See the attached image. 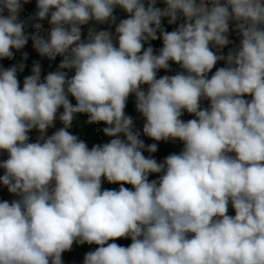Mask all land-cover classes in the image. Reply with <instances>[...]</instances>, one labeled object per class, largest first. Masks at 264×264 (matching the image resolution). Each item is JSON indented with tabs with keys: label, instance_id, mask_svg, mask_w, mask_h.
Returning a JSON list of instances; mask_svg holds the SVG:
<instances>
[{
	"label": "clouds",
	"instance_id": "1",
	"mask_svg": "<svg viewBox=\"0 0 264 264\" xmlns=\"http://www.w3.org/2000/svg\"><path fill=\"white\" fill-rule=\"evenodd\" d=\"M159 3L36 0L37 19L52 27L47 39L32 35L33 47L62 57L61 71L41 81L35 64L21 88L15 66L0 69V151L8 154L0 184L18 197L0 202V264H62L74 243L97 246L83 264H264V0ZM21 4L0 0V59L27 43ZM116 8L127 14L118 24ZM164 18L183 22L165 31ZM90 21L115 24V42L109 30L82 39ZM230 22L239 48L217 55L213 47L230 43ZM157 39L158 54L144 47ZM170 61L183 72L158 78ZM219 61L226 66L213 73ZM133 94L143 134L180 141L179 154L162 163L143 154L125 114ZM61 108L64 127L46 136ZM185 112L193 118L181 119ZM78 113L104 123L110 142L89 149L71 134ZM105 180L119 189H103Z\"/></svg>",
	"mask_w": 264,
	"mask_h": 264
},
{
	"label": "built area",
	"instance_id": "2",
	"mask_svg": "<svg viewBox=\"0 0 264 264\" xmlns=\"http://www.w3.org/2000/svg\"><path fill=\"white\" fill-rule=\"evenodd\" d=\"M158 5L164 7L162 3H159V0H158ZM37 11L38 9L36 6V0H29L28 3H23V0H22L21 10L18 14V20L24 24V32H25V35L28 36V40L23 48H21L20 50L12 49V52L19 51L22 53H31V54L40 55L38 51L33 47V41L31 37L32 35L37 34L47 39L52 26L49 23V19L38 20L36 17ZM36 24L41 25L39 30L36 29L35 27ZM227 35H228V39L230 40V43L226 47L224 48L213 47L212 48V50L217 55L227 56V54L230 51L238 50L241 36L239 35L237 31H235L234 22H230L229 33ZM47 59L51 61L52 69L48 73L41 74V81H43L44 78L49 73L61 71V69H59V64L62 60V57L57 56L54 60H51L49 58ZM5 63H6V58L0 59V69H4ZM219 63L221 67L226 66L224 61H219ZM63 71L67 72V75L69 78L74 74V71H69V70H63ZM27 76L28 75L26 74H22V76L18 79L21 88L23 87V81L25 77ZM161 76H164V75H161ZM68 98L71 101V103L75 105L76 103L75 99L71 96H69ZM245 98L250 99V97H245ZM208 106H209V102L207 100L201 101V108H207ZM62 111L63 109L61 108L57 114V118L55 120L54 126L47 130L46 136H50L54 134V132H56L60 128L64 127L63 123L59 119V115L60 113H62ZM192 118L193 117L187 112H185L183 116L181 117V119L185 121L192 119ZM104 127H106V125L102 122L101 123H88L87 114L78 113L74 115L71 127L68 128V131L71 134L77 136L78 139L84 141L89 147V149H91L95 145H103L104 140L108 137L103 132ZM139 134H140V139L143 140L145 144V149L143 150V154L146 157H151V158L156 159L158 162L162 163L168 155L173 154V153L179 154L183 149V144L180 141L169 140V141L157 142L147 137L146 135H144L143 132H140ZM28 135L30 138L29 142H37V140L40 138V133L35 129L30 131ZM121 139H124V137L122 136ZM154 143L157 145V151L154 153L148 152L147 146L154 144ZM3 153L5 155V158L2 157L1 159L6 160L8 158V154L7 152H3ZM3 174H4V170L0 168V176H2ZM158 178H159V174H151L149 177L150 180H154ZM127 186L131 188L130 185H127ZM16 199H18L17 196H15L12 193H9L7 188L3 184H0V202L8 201L11 203L13 200H16ZM229 214L234 215V210H232L231 207L229 208Z\"/></svg>",
	"mask_w": 264,
	"mask_h": 264
},
{
	"label": "rangeland",
	"instance_id": "3",
	"mask_svg": "<svg viewBox=\"0 0 264 264\" xmlns=\"http://www.w3.org/2000/svg\"><path fill=\"white\" fill-rule=\"evenodd\" d=\"M159 7H162L160 5H157ZM179 23L174 24V30L178 27ZM168 26H170V24L168 23V19L164 18L162 19V27L165 31H169L168 30ZM89 29H92L94 31H100L99 30V24L95 21H90L87 25H83L81 27V31H82V39H86L87 38V34ZM173 31V30H172ZM113 34H114V30H112ZM157 35L159 36V32L157 33ZM114 42H115V34H114ZM153 50L154 53L158 54L159 50L162 48V39H157L155 43H153L152 45H150ZM149 47V46H148ZM13 55L15 57V59L10 60L13 65L16 67V69L21 72L22 74H26L28 76L32 75V69L33 66L35 64H39L40 66V75L44 74V73H48L51 69H52V63L51 61H49L47 58L38 55V54H31V53H22L19 51H15L13 52ZM6 65V64H5ZM221 65L218 62L216 64V66L213 69V73L215 72V70L217 68H220ZM5 69V67H4ZM178 72H183V69L180 68L179 65L173 63V62H169V69L167 71L165 70H159L157 73V76L160 77L161 75H168L171 76L172 73H178ZM212 73H209V77L211 76ZM146 89V86H145ZM125 114L129 117L132 118L133 120V131L134 132H143V125L145 123V119L142 116L141 113H139L136 110V98L135 95H130L127 101V105L125 108ZM122 138V136H121ZM112 139V137H107L103 144L110 142V140ZM5 158V155L2 151H0V161H3L4 159L1 158ZM125 187L129 188L127 185H124ZM103 189H108V190H118L120 185L119 184H110L108 183L106 180L103 182L102 185ZM121 246L123 247H127L131 244V240L130 239H121ZM115 243H119L120 240L117 239L116 241H114ZM96 245L92 244L89 245L87 243L84 244H80V243H74L71 250L66 251L62 254V264H83L84 261V257L86 255V253L90 252V251H94L96 249Z\"/></svg>",
	"mask_w": 264,
	"mask_h": 264
},
{
	"label": "trees",
	"instance_id": "4",
	"mask_svg": "<svg viewBox=\"0 0 264 264\" xmlns=\"http://www.w3.org/2000/svg\"><path fill=\"white\" fill-rule=\"evenodd\" d=\"M114 15L116 16V24H118L120 22V20H123V19H126L127 18V14L122 9H120V8H116L115 9ZM182 22H183L182 20H179L178 19V21L175 24L182 23ZM114 29H115V24H111V25L110 24H99V30L100 31L101 30H109V31H112ZM168 30L169 31L174 30V24H170V26H168ZM155 42H156V40H154V41H147V42H145L144 47L147 48L148 46L152 45ZM10 60H12V58L11 59H7L6 58L5 69L14 67L13 63ZM175 74L176 73H174L173 75H175ZM21 76H22V73L17 70V79H19Z\"/></svg>",
	"mask_w": 264,
	"mask_h": 264
},
{
	"label": "crops",
	"instance_id": "5",
	"mask_svg": "<svg viewBox=\"0 0 264 264\" xmlns=\"http://www.w3.org/2000/svg\"><path fill=\"white\" fill-rule=\"evenodd\" d=\"M13 59H15V57H14V55H13ZM174 73H172V75H173ZM120 240V242L119 243H117L118 245H120L121 246V239H119Z\"/></svg>",
	"mask_w": 264,
	"mask_h": 264
}]
</instances>
